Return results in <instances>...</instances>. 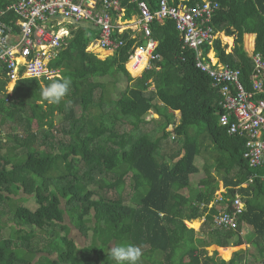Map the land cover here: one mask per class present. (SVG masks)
Masks as SVG:
<instances>
[{
    "label": "trees",
    "instance_id": "1",
    "mask_svg": "<svg viewBox=\"0 0 264 264\" xmlns=\"http://www.w3.org/2000/svg\"><path fill=\"white\" fill-rule=\"evenodd\" d=\"M15 1L0 0V12L6 11L3 20L15 17L7 10ZM137 1H120L124 19L138 12ZM143 1L152 10L158 8L159 0ZM186 1L190 5L202 2ZM214 1L221 7L212 25L235 36V45L227 53V46L216 39L212 47L204 45V54L213 48L222 63L241 71L242 81L251 90L253 63L244 35H256L255 52L264 56V0ZM112 13L116 19L118 12ZM151 28L161 59L141 76L129 72L139 74L142 69L133 68L134 60H129L134 48L144 44L141 34L132 37L131 29L115 31L114 38L124 43L102 59L86 50L98 34L92 24L84 23L72 31L65 48L51 62L61 69V78H23L11 96L5 94L7 83L0 79V212L9 208L19 226L4 236L5 227L0 224V264H116L111 249L126 244L141 248L140 264H264L257 263L254 255L249 261L248 248L233 252L229 260L218 251L207 255L206 248L213 244L228 258L232 248L227 247L248 243L264 258V168L249 167L244 158L245 137L230 134L220 125L219 89L196 67L195 52L183 47L175 21L155 20ZM64 78L71 85L60 103L44 101L41 89ZM158 102L180 111L174 129L178 146L168 159L159 153L162 141L170 137L167 127L175 116L162 114L163 120L156 119L152 130L141 128L148 122L146 114L159 108ZM127 123L138 134L126 130ZM156 132L161 135L155 137ZM202 135L214 145L209 166L221 175L228 195L238 191L245 198L247 210L236 230L213 226L217 210L206 214L207 208L201 207L218 188L212 171L208 169L199 187L191 182L193 175L202 172L198 164L206 150ZM2 149L7 157L22 155L23 159L6 163ZM128 175L133 191L123 197ZM253 175L252 183L236 189ZM186 188L188 194L182 193ZM21 191L22 204L13 202L11 195ZM64 212L87 238L86 245L70 237ZM204 216L199 230L185 222ZM242 222L253 228L245 236ZM38 231L44 232L43 242ZM53 252L56 258L51 257Z\"/></svg>",
    "mask_w": 264,
    "mask_h": 264
},
{
    "label": "built area",
    "instance_id": "2",
    "mask_svg": "<svg viewBox=\"0 0 264 264\" xmlns=\"http://www.w3.org/2000/svg\"><path fill=\"white\" fill-rule=\"evenodd\" d=\"M120 1L16 0L7 8L15 15L9 22L1 18L6 12L1 11L0 77L9 80L6 94H12L15 83L23 78L60 77V69L52 67L51 62L65 48L72 30L80 24L89 23L99 28L98 37L88 45L87 51H93L94 46L115 50L123 45L124 41L115 39L114 34L115 31L121 34L127 26L116 23L112 14L118 12V18L123 15L125 10ZM184 1L159 0L156 10H152L146 1H138V20L133 27L142 31L146 45L134 48L130 56L134 60L133 68L142 66L139 72L142 74L152 67L153 61L161 59L156 53L158 44L152 38L151 23L155 19L161 23L165 18L174 20L183 47L195 52L196 67L207 73L212 85L219 89L220 125L230 134L245 137L244 158L250 167H264V56L259 52L252 54L251 90H248L239 69L211 57L210 52L204 54V45L211 46L220 38V32L212 25L220 4L203 0L190 5ZM224 191L216 192L218 212L212 223L221 229L236 230L246 210V202L240 193L229 197L223 195ZM213 204L211 202L209 207Z\"/></svg>",
    "mask_w": 264,
    "mask_h": 264
},
{
    "label": "rangeland",
    "instance_id": "3",
    "mask_svg": "<svg viewBox=\"0 0 264 264\" xmlns=\"http://www.w3.org/2000/svg\"><path fill=\"white\" fill-rule=\"evenodd\" d=\"M117 23L118 24H120V25H124V21L122 20V19H118L117 20ZM68 26H70V25H68ZM249 38L250 37H248V36H246V38H244V43H245V45H247V47H246V49L248 50V51H252V48H253V44H252V42H253V38H252V41H248L249 40ZM250 45V46H249ZM92 50H93V52H95L96 54H98V56L100 57V58H105L106 56H108L109 54V52L108 51H102L100 48H97V46H94L93 48H92ZM101 50V51H100ZM100 51V52H99ZM105 54V55H104ZM127 64H128V62H127ZM126 67H127V65H126ZM128 69V68H127ZM130 72V71H129ZM131 73V72H130ZM132 74V73H131ZM141 75V73L140 74H132V76L133 77H138V76H140ZM153 88V86H151V89ZM111 96V95H110ZM109 96V97H110ZM157 106L159 107L160 106V109L159 108H157L159 111H160V113H158V116L160 115V114H164V115H166V113L167 114H169V115H171L172 116V118L175 116L176 117V121L179 119V115H177L176 113H174V112H171V111H168V109L166 108L165 110H163V108H161V104H159V103H157ZM78 111V110H77ZM161 116V115H160ZM154 117V118H153ZM149 118L151 119L150 121H148L146 124H143L142 126H141V128H142V130L143 131H150V130H152L155 126H156V122H155V115H153V114H151V116H149ZM153 118V119H152ZM171 118V117H170ZM163 119H162V117H161V119H160V121H162ZM161 124V123H160ZM125 129L126 130H128L129 132H132L133 134H138V131H137V129H135L134 128V126L131 124V123H127V125L125 126ZM167 131L169 132L170 131V126H168V128H167ZM159 135H161V133H159V132H156L155 133V137H158ZM202 137H204V140H205V145H206V147L204 148V149H206V150H204L203 151V157H204V159H202V158H199L198 159V164L199 165H201V168H202V172L201 173H199V174H196V175H193L192 177H191V182H192V184H195V186H200V184H199V181H200V179H202V178H204V177H206V175H207V173H208V169H210V171H212V174L213 175H215L216 176V178L219 180V182H221L222 180H221V175H219V174H217L213 169H211L210 168V164H211V162H212V156H211V154H215V151H214V145L212 146V143L210 142V140L208 139V138H206L204 135H202ZM163 142V145H162V147H161V150H160V153H159V155H161V156H163V157H165V159H168L169 157H170V155H171V153H173L175 150H176V148H177V146H178V144L175 142V140L171 137V134H170V137L168 138V140H164V141H162ZM2 153L5 155V162L6 163H9V164H11V163H16V162H18L19 160H22L23 159V156L22 155H20L19 156V158H10V157H7L6 156V152H5V150L4 149H2ZM160 160H163L162 158H160ZM130 176L131 175H128L127 176V178L125 179L126 181H127V183L125 184V186H124V188H123V191H122V196L123 197H129L132 193V191H133V186H132V182H131V178H130ZM220 184V183H219ZM188 189L186 188V189H183V190H181V192L182 193H185V194H188ZM111 192H114V191H111ZM22 193V191L20 192V193H17V195H15V196H12L11 195V197H13V202H17V203H21L22 204V202H21V200H22V197H24L25 198V195H23V194H21ZM114 193H111L110 195H113ZM29 199H31V198H29ZM15 200V201H14ZM26 201H27V199H26ZM26 201H24L23 203H27ZM25 205H27L28 206V204H25ZM61 207L64 209L65 207H64V205H61ZM1 209V208H0ZM39 212H41V210L39 211ZM199 223H200V225L198 226V228H194V229H196V230H198L199 229V227L201 226V223H202V219L199 221ZM0 224L2 225V226H4L5 227V230L3 231V235L4 236H6V235H8L9 234V232L10 231H12V228H14L15 226L16 227H19L18 225H17V223H16V221L14 220V217H13V213H12V211L8 208V209H5V213H1L0 212ZM64 224H68L69 226H70V232H69V235H70V237L72 238V239H74V241H75V243L76 244H78V245H86L87 244V238L86 237H84L81 233H80V231L76 228V226H74L73 225V222L70 220V217L68 216V214L66 213V212H64ZM187 226L188 227H191L189 224H187ZM252 227L249 225V226H247L246 224L245 225H242L241 226V233L243 234L242 236H245V235H247L249 232H251L252 231ZM38 230H39V228H38ZM44 230H46V229H44ZM37 234H38V237L42 240V242H43V239L42 238H44V232H40V231H38L37 232ZM213 246H215V245H211V246H208L207 248H206V250H207V254H213L217 249L216 248H218L217 246H215V247H213ZM232 247V252H231V254L234 252V251H237V250H239V249H241V248H248V254H247V256H248V260L249 261H251V260H253L254 258L252 257V255H254V256H256L257 257V259H255L256 260V262L257 263H261V262H264V258L259 254V249L256 247V246H253V245H249L248 243H246V244H243V245H240V246H231ZM221 249H225V248H221ZM231 254H230V257H231ZM219 256L222 258V259H228V258H225V257H223V254L219 251ZM51 257H53V258H56L57 257V252H53L52 254H51ZM252 264V263H251Z\"/></svg>",
    "mask_w": 264,
    "mask_h": 264
},
{
    "label": "clouds",
    "instance_id": "4",
    "mask_svg": "<svg viewBox=\"0 0 264 264\" xmlns=\"http://www.w3.org/2000/svg\"><path fill=\"white\" fill-rule=\"evenodd\" d=\"M137 1V0H136ZM140 1H142V0H140ZM186 1V0H185ZM184 1V2H185ZM203 1V0H202ZM212 1H214V0H212ZM147 2V1H146ZM171 2V1H170ZM180 2V0L177 2V3H179ZM218 2V1H217ZM137 3H138V1H137ZM148 3V2H147ZM171 3H175V2H171ZM186 3H188L187 1H186ZM219 3V2H218ZM149 4V3H148ZM220 7H221V5H220ZM123 8V7H122ZM124 10H125V8H123ZM158 9V8H157ZM220 9V8H219ZM156 10V9H155ZM123 12H125V11H123ZM113 14V13H112ZM136 15V19L138 20V17H137V15H138V12L136 13V14H134L133 16H135ZM133 16L130 18V19H124V13H123V15H121V18L120 19H122L123 21H124V26H127V28L125 29V30H127V29H131V31H132V37H136L137 36V33H139V34H141L142 35V37L144 38V36H143V33H142V31H140V30H138L137 28H135V27H133V26H135V24L137 23V20L136 19H134V20H132L133 19ZM114 18V17H113ZM119 18L117 17L116 19H114L115 21H117ZM130 20H132V21H130ZM136 20V21H135ZM156 20V19H155ZM154 20V21H155ZM153 21V22H154ZM174 21V20H173ZM152 22V23H153ZM117 23V22H116ZM152 23H151V25H152ZM78 27V26H77ZM77 27H75L74 29H76ZM73 29V30H74ZM152 29V28H151ZM72 30V31H73ZM124 30V31H125ZM123 31V32H124ZM218 31V30H217ZM122 32V33H123ZM220 32V31H219ZM72 33V32H71ZM118 34H120V33H118ZM252 35H255V34H252ZM70 36H71V34H70ZM69 36V37H70ZM68 37V38H69ZM67 38V39H68ZM255 38H256V35H255ZM217 39H221V38H217ZM119 40H121V39H119ZM144 40V44L143 45H146V39L144 38L143 39ZM155 41H157V40H155ZM157 44H158V41H157ZM142 46V45H141ZM158 46V45H157ZM211 47H212V45H211ZM213 48H211L210 49V51L209 52H211V50H212ZM105 50H110V49H105ZM116 50V49H115ZM115 50H113V51H115ZM157 50V49H156ZM247 50V49H246ZM248 51V50H247ZM90 52H93V51H90ZM249 52V54L251 55V57H252V54L253 53H255V44L253 45V48H252V51L250 52V51H248ZM95 53V52H94ZM216 53V52H215ZM227 53H228V51H227ZM108 57V56H107ZM217 57V56H216ZM106 58V57H105ZM104 59V58H103ZM217 59L219 60V58L217 57ZM129 60H130V58H129ZM129 60H128V62H129ZM220 61V60H219ZM221 62V61H220ZM126 65H128L127 63H126ZM128 67V66H127ZM60 69V68H59ZM60 71H61V69H60ZM142 75V74H141ZM140 75V76H141ZM55 78H61V76L60 77H55ZM55 78H52V79H55ZM0 79H2V80H4V81H6V86H5V89H4V91H5V94H6V87H7V85H8V79H5V78H2V77H0ZM36 79H38V78H36ZM42 79H46V78H42ZM52 79H49V80H52ZM21 80V79H20ZM15 85H16V83H15ZM15 85H14V88H15ZM70 85H71V80L69 79V78H64V79H62V80H56V81H53L52 83H50L47 87H44V88H42L41 89V98L44 100V101H46L47 103H49V104H59L60 103V101L66 96V94L68 93V91H69V87H70ZM13 92H14V89H13V91H12V94H13ZM12 94H6L7 96H11ZM157 108V107H156ZM175 111H177V110H175ZM151 114H153V115H155V119H160L161 117H160V115H162V114H160L159 116H158V112H156L155 111V109L154 110H150L149 112H148V114H146V116H145V118H146V120H148V121H150L151 119L149 118V116H151ZM166 115H167V113H166ZM154 118V117H153ZM152 118V119H153ZM178 122H179V119L176 121V117L172 120V121H170V123H169V125L168 126H170V134H171V137L173 138V139H175V137H176V134H175V131H174V129H175V127H176V125L178 124ZM172 127V128H171ZM168 128V127H167ZM249 165V164H248ZM250 167V166H249ZM251 168H253V167H251ZM261 168H264V167H261ZM258 169H260V168H258ZM254 176L255 175H253V176H251L247 181H245V182H243V183H241L239 186H237V188L236 189H238L239 187H246V186H248V184H250V183H252L253 182V178H254ZM250 179H252V181H250L249 182V180ZM221 182H222V186H221ZM221 182H219L220 184H218V188H217V190L215 191V194H214V197L212 198V200L211 201H209V202H202V205H201V207H205V208H207V212H206V214L208 213V212H210V210L211 209H213V208H215L216 210L218 209V206H217V204H215L216 202H215V196H216V192L217 191H220L221 189H224L225 191H224V193H223V195L224 196H229V197H232V196H234L236 193H239L238 191H236V193L234 194V195H228V191H227V187H226V185L224 184V182H223V180L221 181ZM244 184H246V186H242V185H244ZM185 194V193H184ZM241 194V193H240ZM242 195V194H241ZM243 196V195H242ZM243 199L245 200V198H244V196H243ZM211 202H214V204L212 205V207H209V204L211 203ZM246 210H247V205H246ZM246 210H245V212H246ZM218 212V211H217ZM216 212V213H217ZM244 212V213H245ZM243 213V214H244ZM215 214V213H214ZM214 214H213V217H214ZM242 214V215H243ZM196 220H198V221H200L201 219H196ZM205 220V216L202 218V222ZM193 220H191V221H188V220H186L185 222H186V224H189L190 225V222H192ZM202 224V223H201ZM242 225H245L246 223H244V222H242L241 223ZM246 225H248V224H246ZM190 228H193V227H190ZM200 228V227H199ZM199 230V229H198ZM111 255H112V257H113V259L116 261V264H140V261H141V257H142V250H141V248L140 247H138V246H136V245H131V244H126V245H120V246H114V247H112V249H111Z\"/></svg>",
    "mask_w": 264,
    "mask_h": 264
},
{
    "label": "crops",
    "instance_id": "5",
    "mask_svg": "<svg viewBox=\"0 0 264 264\" xmlns=\"http://www.w3.org/2000/svg\"><path fill=\"white\" fill-rule=\"evenodd\" d=\"M125 14V12H122V14ZM134 19H136V15L135 16H133V19L132 20H134ZM132 20H130V21H132ZM137 20V19H136ZM135 20V21H136ZM94 28H95V32L98 34L99 33V28L98 27H95L94 26ZM252 34H245L244 35V38H246V36H248V37H250ZM253 36V42H252V44L254 45L255 44V35H252ZM220 38H221V41H222V43L224 44V45H226L227 46V51L228 52H231L232 51V49L234 48V45H235V36H227L224 32H220ZM226 38H231L232 40H231V42H227V40H226ZM245 44V43H244ZM247 47V45H245V48ZM102 51H108L109 52V55L108 56H110V55H112L113 53H114V51L113 50H102ZM210 53H212L213 54V57L214 58H216L217 59V57H216V53H215V50L214 49H212L211 50V52ZM107 57V56H106ZM159 104H161V108H163V110H165L167 107H165L164 106V103H162V102H158ZM159 109H160V106H159ZM168 109V111H171V112H174V113H176L177 115H179V119H180V111H175V110H172L171 108H167ZM161 110V109H160ZM155 111L156 112H158V113H160V111L158 110V109H155ZM223 184H222V182H221V186H222ZM247 226H249V225H247ZM213 245H215V244H213ZM215 246H217L218 248H216V249H218V250H216V251H218V255H219V246L218 245H215ZM224 248V247H223ZM227 248H232V247H227ZM226 249V248H225ZM232 252V251H231ZM235 252V251H234ZM233 254V253H232ZM232 254H231V257H232ZM207 255H209V256H211L210 254H207ZM231 257H229L228 259H225V260H229Z\"/></svg>",
    "mask_w": 264,
    "mask_h": 264
},
{
    "label": "bare ground",
    "instance_id": "6",
    "mask_svg": "<svg viewBox=\"0 0 264 264\" xmlns=\"http://www.w3.org/2000/svg\"><path fill=\"white\" fill-rule=\"evenodd\" d=\"M226 40H227V42L229 41V42H231V38H226ZM250 46V45H249ZM101 51V50H100ZM99 51V52H100ZM109 54V53H108ZM212 53H210V55H211ZM105 55V54H104ZM211 57H213V54L211 55ZM200 225V223H199V221L198 220H193L192 222H190V226L191 227H194V228H198V226Z\"/></svg>",
    "mask_w": 264,
    "mask_h": 264
}]
</instances>
